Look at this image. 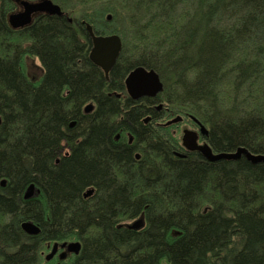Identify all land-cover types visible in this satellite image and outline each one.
<instances>
[{"label": "trees", "instance_id": "obj_1", "mask_svg": "<svg viewBox=\"0 0 264 264\" xmlns=\"http://www.w3.org/2000/svg\"><path fill=\"white\" fill-rule=\"evenodd\" d=\"M53 1L64 15L14 30L17 1L0 0V264H41L64 241L79 254L45 264H264V161H209L142 122L163 103L164 116L204 125L216 153H264V0ZM86 23L122 38L108 79ZM138 66L158 72L162 92L116 97ZM31 183L40 193L26 199Z\"/></svg>", "mask_w": 264, "mask_h": 264}, {"label": "water", "instance_id": "obj_2", "mask_svg": "<svg viewBox=\"0 0 264 264\" xmlns=\"http://www.w3.org/2000/svg\"><path fill=\"white\" fill-rule=\"evenodd\" d=\"M22 6V10L17 12H11L8 15V22L13 28H21L24 26H29L33 22L34 14H48V15H64V11L59 4L55 3L53 0H18ZM107 19H111V15L107 16ZM71 20V18H69ZM86 28L92 39V47L89 53L90 60L99 66L105 73L106 78L109 77V72L115 65L119 54L122 49V38L119 34L112 33L108 35L96 34L92 25L86 23ZM126 87L129 96L138 100L144 96L156 97L164 88L163 81L160 75L153 69H147L143 66H138L132 69L125 79ZM94 105L92 103L85 107V112H89L93 109ZM182 116H178L171 122L181 121ZM2 118L0 116V124ZM74 122L71 123V126ZM200 132L202 135H207L208 130L204 125H200ZM188 151H199L207 160L217 161L220 159H239L245 156L252 163L264 161V153H253L247 147L239 146L235 151L232 152H214L211 145L208 142L203 144H198V133L196 130H185L183 135V144ZM181 155V154H180ZM184 156V155H182ZM5 181H2V185ZM93 189H89L85 195H91ZM40 193V189L35 183L28 185L24 192V197L26 199L32 198ZM144 225V220L142 218L136 219L133 223L129 224V228L139 229ZM23 230L30 234L36 235L40 232V227L36 225L33 221H25L22 223ZM59 247L65 250L61 252L60 259H64L67 252L79 254L81 250V243L79 241H64V242H54L51 253L47 256V259H51Z\"/></svg>", "mask_w": 264, "mask_h": 264}, {"label": "rangeland", "instance_id": "obj_3", "mask_svg": "<svg viewBox=\"0 0 264 264\" xmlns=\"http://www.w3.org/2000/svg\"><path fill=\"white\" fill-rule=\"evenodd\" d=\"M12 12H17V9H14ZM109 34V33H108ZM105 34V35H108ZM24 68L26 73L32 78L34 75L35 76H41L42 75V65L40 60L37 57H33V56H26V58L24 59ZM163 104V103H160ZM180 115H170V116H165L164 118V123L166 124L168 121H172L173 119L177 118ZM184 119L181 121H177L174 122L172 124V126L168 129V131L177 139V141L182 145L183 144V135H184V131L185 130H197L198 132L200 131V126L196 124V122L189 118V117H185L183 116ZM201 142V141H200ZM136 219L133 220H129L126 221L129 224L133 223ZM53 244L54 243H49L45 246V248L42 250V254H41V264H45L49 261H54L56 263L59 262H66L68 261L71 257L69 258H64V259H60V254L62 252V250H60L57 253V256L54 259H47V256L51 253L52 248H53ZM71 256V255H70ZM61 260V261H59Z\"/></svg>", "mask_w": 264, "mask_h": 264}, {"label": "flooded vegetation", "instance_id": "obj_4", "mask_svg": "<svg viewBox=\"0 0 264 264\" xmlns=\"http://www.w3.org/2000/svg\"><path fill=\"white\" fill-rule=\"evenodd\" d=\"M17 2H16V8L15 9H17V11H20V10H22V6H21V4L19 3V1L18 0H16ZM37 16V14H34L33 15V20H34V18ZM30 26V25H29ZM28 26H24V27H21V28H13L14 30H22V29H25V28H27ZM42 73H43V71H42ZM128 75V74H127ZM126 75V76H127ZM40 77L39 76H33L32 77V79H34V80H37V79H39ZM109 78V77H108ZM107 78V79H108ZM125 79H126V77H125ZM125 79H124V88H123V90L121 91V92H119V91H114V94H115V96L116 97H118V98H120V97H126V96H129V93H128V90H127V87H126V83H125ZM130 97V96H129ZM144 97H147V96H144ZM144 97H142V98H144ZM93 104V103H92ZM94 105V104H93ZM164 106H165V104H156V105H152V106H150L149 108L151 109V113H149L148 115H147V118H145V119H143L142 120V122L144 123V124H149V123H151L152 125H156V126H158V127H167L168 129L172 126V124L174 123V122H171V123H169L170 121H168L166 124L164 123V118H165V116H164V113H163V111H164ZM94 108V107H93ZM163 114V116L161 117V118H157V120H155V117H159V116H161ZM196 124H197V122H196ZM194 130V129H193ZM196 132L198 133V144H203L204 142H207V140H205L203 137L205 136V135H202V133L199 131H197L196 130ZM119 137L120 138H125V139H127V141L129 142V143H132L133 141H134V137L130 134V133H126V132H123L122 130L121 131H119ZM201 141V142H200ZM183 146V145H182ZM184 147V146H183ZM185 148V147H184ZM186 149V148H185ZM136 157L137 158H140V154L139 153H137L136 154ZM60 250H62V252L65 250L64 248H61V247H59V249H58V251L56 252V254L51 258V259H54L56 256H57V253L60 251ZM71 255V256H70ZM75 255H77V254H74V253H69V252H67V254H66V256H65V258H69V257H73V256H75Z\"/></svg>", "mask_w": 264, "mask_h": 264}, {"label": "bare ground", "instance_id": "obj_5", "mask_svg": "<svg viewBox=\"0 0 264 264\" xmlns=\"http://www.w3.org/2000/svg\"><path fill=\"white\" fill-rule=\"evenodd\" d=\"M92 40V39H91ZM91 47H92V45H91ZM90 50H91V48H90ZM90 53V52H89Z\"/></svg>", "mask_w": 264, "mask_h": 264}]
</instances>
